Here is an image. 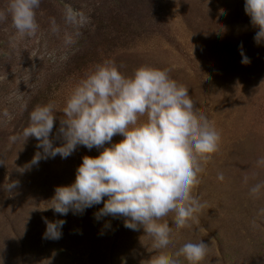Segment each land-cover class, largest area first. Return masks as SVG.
I'll use <instances>...</instances> for the list:
<instances>
[{"label":"rangeland","instance_id":"rangeland-1","mask_svg":"<svg viewBox=\"0 0 264 264\" xmlns=\"http://www.w3.org/2000/svg\"><path fill=\"white\" fill-rule=\"evenodd\" d=\"M9 0H0L7 11ZM64 4L83 11L90 23L65 43L72 28ZM245 0H41L35 36L20 37L11 16L0 21V264H147L155 255L143 228L131 230L123 217L97 213L103 203L67 215L47 208L57 186L75 181L82 158L102 149H77L67 158L42 159L25 168L38 141L23 130L37 105L59 112L77 83L105 60L125 75L141 65L169 69L189 88L196 107L220 133L219 148L204 164L193 195L205 205L193 228L176 229L164 251L185 243L209 246L200 264H264V41L244 11ZM60 28L52 32V19ZM241 50L250 59L243 64ZM7 111L11 119L4 115ZM143 119V118H142ZM17 136L16 141L10 137ZM113 137L112 143L122 140ZM61 140L55 139L54 146ZM105 144V147H109ZM25 168L23 172L19 169ZM224 179H218L219 174ZM18 181L11 192L4 186ZM261 185L255 194L251 189ZM105 199H107L105 197ZM63 220L58 240L46 239V222Z\"/></svg>","mask_w":264,"mask_h":264},{"label":"clouds","instance_id":"clouds-1","mask_svg":"<svg viewBox=\"0 0 264 264\" xmlns=\"http://www.w3.org/2000/svg\"><path fill=\"white\" fill-rule=\"evenodd\" d=\"M41 0H9L7 11H0V21L11 16L12 27L20 37L35 36L39 25L36 11ZM244 11L251 24L259 30L254 40L264 41V0H245ZM64 24L72 28L65 32V43H73L80 29L90 23L83 11L64 4ZM52 32L59 33L55 19ZM242 63L250 59L241 50ZM112 60H105L86 74L72 90L59 112V127L52 136L57 119L54 104L37 105L29 114V125L23 130L37 139V151L29 165L42 159L69 157L77 146L102 149L98 156L85 155L76 169L75 181L68 186H57L47 208L60 215L82 213L86 208L103 203L95 213L123 217L124 226L131 230L143 228L157 250L147 264H180L172 254L164 251L172 241V227L166 217L172 216L176 229L193 228L197 214L205 208L193 195L201 183L204 164L218 151L220 133L200 112L189 95V88L170 76L169 69L150 65L137 67L125 75ZM4 115L11 119L7 111ZM143 118V119H142ZM123 137L112 143L113 137ZM17 136L10 137L16 141ZM62 143L54 146V140ZM109 144V147H105ZM264 164V158L257 162ZM25 168L19 169L21 172ZM223 180V174L218 175ZM18 186L12 181L6 191ZM261 185L251 189L257 193ZM105 197L107 199H105ZM46 222L44 238L58 240L65 221ZM209 246L185 243L175 253L188 264H200Z\"/></svg>","mask_w":264,"mask_h":264}]
</instances>
